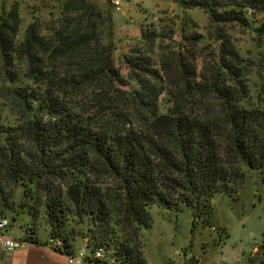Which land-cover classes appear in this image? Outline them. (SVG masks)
Wrapping results in <instances>:
<instances>
[{"label":"trees","instance_id":"obj_1","mask_svg":"<svg viewBox=\"0 0 264 264\" xmlns=\"http://www.w3.org/2000/svg\"><path fill=\"white\" fill-rule=\"evenodd\" d=\"M175 2L215 27L264 37V0ZM20 27L18 8L3 10L0 219L16 222L18 208L30 225L42 218L49 241H61L56 251L75 253L80 237L118 264H145L150 207L188 206L200 217L212 196L242 184L245 168L264 166V101H247L245 67L223 45L199 70L187 46L155 58L161 35L145 28L122 57L124 75L112 14L93 1L65 0L44 27L35 19L22 37ZM24 239L39 243L37 230Z\"/></svg>","mask_w":264,"mask_h":264},{"label":"rangeland","instance_id":"obj_2","mask_svg":"<svg viewBox=\"0 0 264 264\" xmlns=\"http://www.w3.org/2000/svg\"><path fill=\"white\" fill-rule=\"evenodd\" d=\"M64 1L0 0V15L16 6L22 37L26 26L35 19L44 27L58 17ZM90 1L104 13L112 14L117 45L114 57L124 75L128 70L123 55L143 44L142 29L149 28L161 35L152 49L155 58L176 57L184 48L189 49L198 57L201 70L203 65L212 64L221 45L237 53V66L245 67L247 101H264V37L236 26L215 27L203 10H185L175 0H122L119 11L113 8L111 0ZM193 35L202 37L198 45L186 42L185 38ZM8 110H4V116L15 121L16 116ZM244 173L242 184L231 193L212 196L209 208L200 217L188 206L177 212L164 211L156 205L150 207L151 226L141 229L145 259L155 264L168 260L178 264L183 257L191 259L195 255L202 259V264H251V260L252 264H264V166L245 168ZM18 211V220L12 222V237H24L27 227L36 229L40 240L48 237L49 229L42 218L30 225L31 219L23 213L26 210ZM82 246L83 239L78 237L75 248Z\"/></svg>","mask_w":264,"mask_h":264},{"label":"crops","instance_id":"obj_3","mask_svg":"<svg viewBox=\"0 0 264 264\" xmlns=\"http://www.w3.org/2000/svg\"><path fill=\"white\" fill-rule=\"evenodd\" d=\"M7 234L12 236L14 232L13 233L8 232ZM21 238L24 239V237ZM25 242L26 243L22 247L17 248L11 252L0 249V264H69L67 260V256L63 253L56 251L52 247V243L49 241L48 237L44 240L39 239V243H32L26 240ZM84 247H85V242L83 239V246L80 248H76V251ZM256 250L257 248L255 247L254 251ZM188 261L193 264L203 263L201 258L193 255L191 259L188 257L185 258L183 257L178 264H185V263L189 264ZM145 264H155V263H150L145 259ZM164 264H176V263H174V261L172 260H168L165 261Z\"/></svg>","mask_w":264,"mask_h":264},{"label":"built area","instance_id":"obj_4","mask_svg":"<svg viewBox=\"0 0 264 264\" xmlns=\"http://www.w3.org/2000/svg\"><path fill=\"white\" fill-rule=\"evenodd\" d=\"M111 4L115 10L119 11L121 9L122 0H111ZM8 232L13 233L12 223L8 217H5L0 219V249L11 252L22 247L26 243L23 238H15L6 235ZM84 242V248L75 251L73 254H66L69 264H118L113 258H107L102 249L90 250L87 248L86 239ZM59 245H61V241L56 240L53 242L52 247L54 248Z\"/></svg>","mask_w":264,"mask_h":264}]
</instances>
